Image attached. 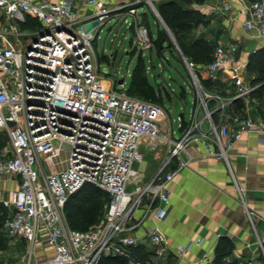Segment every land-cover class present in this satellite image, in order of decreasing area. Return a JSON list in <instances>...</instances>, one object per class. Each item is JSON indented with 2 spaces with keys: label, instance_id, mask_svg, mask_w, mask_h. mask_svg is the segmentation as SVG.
<instances>
[{
  "label": "built area",
  "instance_id": "built-area-1",
  "mask_svg": "<svg viewBox=\"0 0 264 264\" xmlns=\"http://www.w3.org/2000/svg\"><path fill=\"white\" fill-rule=\"evenodd\" d=\"M239 1L246 14L244 31L264 41V0ZM144 2L149 5L148 0L115 7L107 0H0V132L8 134V144L0 150V180L18 182L10 199L3 201L10 214L2 231L13 245L26 246L23 264H100L111 255L131 264H149L136 260L133 248L146 243L160 248L164 237L157 229L142 238L133 232L150 216L165 217L170 201L167 184L193 159L189 145L202 141L210 156L229 163L235 139L246 132L264 135V122L227 112L233 100L255 90L240 76L237 43L218 45L206 65L213 81L221 73L233 74L237 90L233 97L205 96L194 64L188 63L206 114L199 120L196 109L179 139L162 133L166 115L160 105L106 86L93 44L96 30L114 17L138 21ZM232 10V3L224 1L219 13ZM137 41L143 50L151 48L147 27L139 28ZM209 100L217 103L212 111ZM215 112L220 113L218 123ZM230 122L238 125L234 134ZM204 123L209 131L203 129ZM142 141L153 149L157 141L168 144L161 168L143 184L135 168ZM64 145L69 146L70 160L65 169L57 170L54 158ZM174 160L176 169L166 172ZM85 183L108 193L110 202L101 223L77 230L64 208ZM130 185L135 189L128 191ZM139 208L143 215L136 218ZM190 246H178L177 254L186 256ZM164 252L156 249L159 257Z\"/></svg>",
  "mask_w": 264,
  "mask_h": 264
},
{
  "label": "crops",
  "instance_id": "crops-1",
  "mask_svg": "<svg viewBox=\"0 0 264 264\" xmlns=\"http://www.w3.org/2000/svg\"><path fill=\"white\" fill-rule=\"evenodd\" d=\"M130 1L132 0H107V3L108 6L115 7ZM224 1L232 3L231 12L219 13ZM242 7L239 0H206L203 4H195L194 8L204 15V20L195 29L193 37L204 34L214 50L220 44L239 45L240 76L246 86L255 87V90L246 97L237 98L239 103L233 100L227 107V112L264 122V87L260 88L264 86V71L263 63H259L264 54V41L253 38L244 31L243 22L246 14L241 11ZM141 16L145 21L147 13ZM87 27L91 29V23ZM194 71L202 89L208 93L226 98L236 95L232 73H221L219 79L213 81L210 79L206 65H194ZM202 80L207 83L201 82ZM216 105L214 100L208 101L211 111ZM196 109L198 119L202 120L206 112L201 101L194 111ZM201 111H203L202 118H200ZM213 119L218 123L220 113L215 112ZM230 128L231 133L234 134L238 130V125L230 122ZM203 129L209 131V125L204 123ZM162 130L164 126L161 124ZM140 145L146 149L143 152L139 150L141 158L138 162L151 154L155 161L153 165L148 164L149 170L145 172L136 169L141 174V182L146 183L165 161L168 144L159 141L154 149L148 141H142ZM5 146L6 144L0 147V150ZM188 150L193 156L189 166L179 171L167 184L170 201L166 205L165 217L159 220L150 216L133 232V235L142 238L149 236L151 230L157 229L164 237V244L160 248L151 243L139 246L155 255L156 249L163 248L165 255H172L176 264H214L215 249L219 239L226 237L233 246L230 257L226 259L227 262L234 260L236 264H243L252 259L256 264H264V135L246 132L235 139L234 147L229 152V163L210 156L202 141L192 142ZM161 153L164 155L162 161ZM176 167L177 161L174 160L168 165L166 172L175 170ZM17 188L18 182L15 178L0 180V205L6 209L7 217L10 209L4 206L3 201L10 199L12 192ZM134 215L136 218L141 217L143 209L139 208ZM190 244L186 256L177 254L178 246ZM20 245L24 244L13 245L6 237L7 255H12V258L9 260L2 256L0 264L14 262L23 264L21 258L16 257ZM24 253L23 251L22 255ZM144 262L151 264L149 259Z\"/></svg>",
  "mask_w": 264,
  "mask_h": 264
},
{
  "label": "rangeland",
  "instance_id": "rangeland-1",
  "mask_svg": "<svg viewBox=\"0 0 264 264\" xmlns=\"http://www.w3.org/2000/svg\"><path fill=\"white\" fill-rule=\"evenodd\" d=\"M143 13H147L145 21L141 16ZM137 18L138 21L132 16H126L127 22H125V16L121 18L114 17L104 26L96 30V39L93 44L97 52L101 74L106 81L107 87L149 101V99L141 93L136 91L133 93L135 72L138 65H141L144 69L148 84L154 89V93L159 99V102L152 101V103L160 105L165 111L166 117L162 123L164 126L162 133H168L173 138L179 139L182 135L179 133L180 114L184 113L185 119L187 121L191 120L194 109L198 107L200 103L197 88L194 85L191 72L188 68L189 60L183 54L187 59L188 63H186L181 54L182 50L177 40L176 42L180 50L177 49L172 36L165 28V31L161 32L163 28L162 23L160 20V22L158 21L151 6H140L138 8ZM13 22L16 23V20L14 19ZM93 26L94 24L92 23L91 29H93ZM141 26H145L149 30L152 41V46L149 49L143 50L137 41L138 30ZM36 29H39V26L34 28V30ZM160 34L161 37L165 39V42L158 46L156 40ZM170 43L172 47H168ZM120 81H123V84H120ZM206 93L208 92L203 90L205 96ZM200 114V118H202L203 111H201ZM172 131H174V133H172ZM7 141L8 134L0 133V147L7 144ZM145 149L143 145H140L139 150L141 152ZM152 152L154 153V151ZM161 154L160 160L162 161L164 155L163 153ZM69 160L70 149L68 145H64L62 153L54 158V168L57 170L65 169L68 166ZM148 164H155L153 154L149 157L147 156V158L141 162H136L135 168L145 172L149 170ZM141 184H143V182H141ZM134 189L135 186L130 185L127 190L132 191ZM100 190L99 192L104 194L103 190ZM108 205L109 202H105L101 205L98 221L95 224H99L104 220ZM85 207L86 202L82 199L79 200L78 210L81 212ZM2 233L3 231L0 227V235ZM3 247L0 246V259L4 256V259L11 260L10 258H12V255H7L8 249L6 246ZM23 251H26V246L20 245L16 257L22 258L24 255H22ZM154 255L155 254L150 253L148 256L149 261L151 260V264H176L172 255H165V252L164 255L160 257L157 256V254Z\"/></svg>",
  "mask_w": 264,
  "mask_h": 264
},
{
  "label": "trees",
  "instance_id": "trees-1",
  "mask_svg": "<svg viewBox=\"0 0 264 264\" xmlns=\"http://www.w3.org/2000/svg\"><path fill=\"white\" fill-rule=\"evenodd\" d=\"M160 13L165 24L168 26L175 39L177 40L183 54L194 65H207L213 59L214 47L206 39L204 34H200L197 37H193L195 29L203 22L204 15L194 8L195 4H203L206 0H152ZM251 2L256 0H249ZM140 5H148L142 3ZM149 7V6H148ZM34 26V25H33ZM165 31L162 28L161 32ZM164 38L160 36L156 40L158 46L163 43ZM263 63L262 70L264 71V54L259 60V63ZM256 65V64H255ZM263 80V79H262ZM201 82L207 83L205 80ZM134 91L141 93L149 99V101H158L157 95L154 93V89L148 84L144 69L141 65H138L134 81ZM264 87L263 85L260 87ZM135 95V94H134ZM239 99L234 100L235 103ZM241 106H239L240 108ZM98 187L91 183H85L83 186L71 194L65 204V214L70 226L77 230H86L95 225L98 221L101 205L105 202H110V195L106 193H100ZM86 202V207L83 211L78 210L79 200ZM7 211L0 205V227L2 228L3 222L7 217ZM3 234V235H2ZM0 235V246H6V237L2 233ZM4 248V247H3ZM232 244L226 237H221L215 249L214 264H236L234 260L227 262V258L232 253ZM150 252H147L144 247L136 246L133 249V256L136 260L146 261ZM263 260V257H261ZM100 264H131L127 259L122 256H104Z\"/></svg>",
  "mask_w": 264,
  "mask_h": 264
},
{
  "label": "water",
  "instance_id": "water-1",
  "mask_svg": "<svg viewBox=\"0 0 264 264\" xmlns=\"http://www.w3.org/2000/svg\"><path fill=\"white\" fill-rule=\"evenodd\" d=\"M148 2H149V5L152 7V9H153L155 15L157 16V18L161 21V23H162L163 27L165 28V30L172 36L173 42L176 45L177 49L180 50L178 45H177L175 37L173 36V34L170 31V29L168 28V26L165 24V22L162 19L160 13L158 12L157 8L154 6L152 0H148ZM168 47H172V44L171 43L168 44ZM181 54L183 55V52H181ZM183 57H184L186 63H188L187 59L185 58L184 55H183ZM120 84H123V81H120ZM187 125H188V121L185 119V114L184 113L180 114V127H179V133L180 134H183V132L185 131Z\"/></svg>",
  "mask_w": 264,
  "mask_h": 264
}]
</instances>
